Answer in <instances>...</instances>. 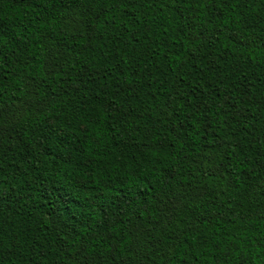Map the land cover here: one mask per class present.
<instances>
[{
  "label": "trees",
  "instance_id": "trees-1",
  "mask_svg": "<svg viewBox=\"0 0 264 264\" xmlns=\"http://www.w3.org/2000/svg\"><path fill=\"white\" fill-rule=\"evenodd\" d=\"M0 264H264V0H0Z\"/></svg>",
  "mask_w": 264,
  "mask_h": 264
}]
</instances>
